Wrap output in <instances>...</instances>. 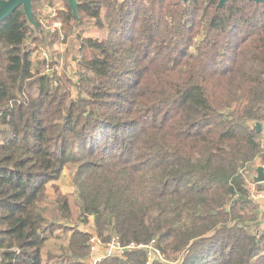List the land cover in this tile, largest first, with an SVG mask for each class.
<instances>
[{
	"label": "trees",
	"instance_id": "trees-1",
	"mask_svg": "<svg viewBox=\"0 0 264 264\" xmlns=\"http://www.w3.org/2000/svg\"><path fill=\"white\" fill-rule=\"evenodd\" d=\"M57 1L46 17L98 32L77 38L76 79L33 57L59 36L41 0L36 24L23 6L0 23V264H87L92 234L55 225L72 197L104 242L158 251L95 264H264L249 188L264 191L249 175L264 166V2L77 0L76 17Z\"/></svg>",
	"mask_w": 264,
	"mask_h": 264
},
{
	"label": "rangeland",
	"instance_id": "rangeland-1",
	"mask_svg": "<svg viewBox=\"0 0 264 264\" xmlns=\"http://www.w3.org/2000/svg\"><path fill=\"white\" fill-rule=\"evenodd\" d=\"M40 4H42L43 8H46V10H43V26H44V34H48L49 29L55 28V23L56 22H62V17L60 19H54L51 20L50 18L46 17L47 15H51V17H55L59 14L60 10H65V5L61 1H47V0H41ZM54 13H56L54 15ZM60 22V28L58 30V37H55L52 35V38L54 37L56 40L54 44L50 47L49 45H41L39 47V50L36 51V53L33 54L34 59L42 60L43 57V52H46L49 62L50 60L57 61L55 63V68L58 71H66L67 76L71 77L73 79L77 78V75H74L76 73V68L77 67V58L80 57L78 56L79 53L76 55V46L78 43V36L80 34H83L84 36H89V35H94L97 36L98 32L96 31L97 29L93 28L91 25V20L87 21V24L85 26H79L76 27L77 22H74L71 24V26H65ZM53 30V29H52ZM56 34V33H54ZM50 65V64H49ZM43 67V65H42ZM44 69V68H43ZM264 129V126H263ZM263 166V165H262ZM250 177L255 178V176L258 175L257 171L249 173ZM73 176H74V169L71 166L65 167L63 170V173L60 177V179L57 181L58 185L61 187L62 191L65 193H73L75 191V186L73 182ZM53 186V185H52ZM51 184L49 185L50 190H53V187ZM252 196L254 198V201H256L259 205V211H260V216H261V221H262V226L264 227V191L258 192V189L255 184H250L249 186ZM258 193H261V197L258 196ZM72 196H75L72 195ZM72 204H73V217L70 220L67 219H61V220H56L55 225L58 227H78L80 230H86L90 232L91 234H96L95 232V227H94V218L90 217V220L88 222H84L80 220V211L78 206L76 205V199L72 197ZM52 246V245H51ZM50 246V247H51ZM49 247V248H50ZM1 251V250H0ZM97 255H107V252L104 250H100ZM154 259V258H153ZM87 264H95L94 263V258L90 254V257L87 259Z\"/></svg>",
	"mask_w": 264,
	"mask_h": 264
},
{
	"label": "water",
	"instance_id": "water-1",
	"mask_svg": "<svg viewBox=\"0 0 264 264\" xmlns=\"http://www.w3.org/2000/svg\"><path fill=\"white\" fill-rule=\"evenodd\" d=\"M33 1L34 0H0V23L9 17L18 7L23 6L26 12V15L29 21L33 24H36L34 20V12H33ZM190 1V0H184ZM228 0H220L219 7H223ZM255 2H264V0H251ZM69 4L73 9V13L76 17H78V3L77 0H69ZM252 128L257 131L261 132L263 130V123L260 121H253L251 122ZM258 175L255 176L254 180L256 182H264V166L260 165L257 167Z\"/></svg>",
	"mask_w": 264,
	"mask_h": 264
},
{
	"label": "built area",
	"instance_id": "built-area-1",
	"mask_svg": "<svg viewBox=\"0 0 264 264\" xmlns=\"http://www.w3.org/2000/svg\"><path fill=\"white\" fill-rule=\"evenodd\" d=\"M56 13H54L55 15ZM57 27H60V22L55 23V28H52L53 30ZM43 57L45 59H48V56L45 52H43ZM47 70H50L49 65L47 66ZM264 146V143H263ZM261 193H258V196L261 197ZM263 196V195H262ZM89 247L91 251V255L94 258V263H96L98 260H101L105 256H114V255H122L126 250H131L135 248H148L149 251V261H153L156 257V254L158 251L154 249V245L151 246H144V245H137L135 243H131L129 245H123L118 237H114L112 240L108 242H104L97 234H92L90 240H89ZM104 250L107 252V255H97V253L100 250Z\"/></svg>",
	"mask_w": 264,
	"mask_h": 264
}]
</instances>
